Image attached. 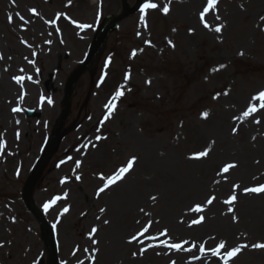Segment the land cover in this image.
<instances>
[{
	"label": "rangeland",
	"instance_id": "374dc122",
	"mask_svg": "<svg viewBox=\"0 0 264 264\" xmlns=\"http://www.w3.org/2000/svg\"><path fill=\"white\" fill-rule=\"evenodd\" d=\"M86 2L92 12L76 15L73 7ZM127 4L129 14L74 84L61 139L31 190L53 230L57 264H141L154 250L167 257L164 264L177 263L173 253L193 264H264V248L254 247L264 244V192L245 191L264 185V107L254 99L264 92V74L234 68L239 61L264 67V0H218L207 13L208 0ZM121 8V0H0V264H50L25 187L56 131L70 77ZM11 81L32 85L40 109L22 111L5 152L10 129L2 118L17 108L6 89ZM253 105L258 111L245 116ZM105 139L114 154L100 162L93 153ZM75 149L83 155L75 157ZM228 164L235 167L225 173ZM205 206L232 235L212 258L218 240L201 227ZM176 209L187 229L200 227L196 234L153 226L157 213Z\"/></svg>",
	"mask_w": 264,
	"mask_h": 264
},
{
	"label": "bare ground",
	"instance_id": "6f19581e",
	"mask_svg": "<svg viewBox=\"0 0 264 264\" xmlns=\"http://www.w3.org/2000/svg\"><path fill=\"white\" fill-rule=\"evenodd\" d=\"M93 3L92 2H86V3H82L79 6L73 7L74 9H77V14L79 16H86L87 14H90L92 12L93 9ZM62 20L64 21V23H66L67 25L70 23H74V19L73 16L71 15H67V14H63L61 15ZM110 21V20H109ZM81 28L78 27L77 31L75 29H73V32L76 34H80ZM95 61V60H94ZM94 61L91 63V65L89 67H91L94 63ZM23 76V75H22ZM17 77H21L19 75V73L17 74ZM6 89L9 91V94L11 96H14L16 102H17V108L11 110V112H7L6 114H4L3 118H2V123L3 126H5L6 129H10L8 131V133L6 134V136L3 138H5V142H6V149L5 152H7L8 150V145L12 144L13 142V130L16 127L20 128V117H21V113L22 111L26 110V109H32V110H39L40 106H38V103L36 104V102H34V96H33V92H34V88L32 85L28 84V83H24V84H15V82L11 81ZM20 132V131H19ZM2 136V135H0ZM210 136V135H209ZM204 138H206V133L204 135ZM112 142L108 141V140H103L101 142V144L96 147V149H98L95 153H93L94 157L102 162L104 160L110 159L113 153V149L111 147ZM221 153V152H220ZM83 155V150L82 149H75L74 150V156L75 157H79ZM221 155V154H220ZM139 173H137L138 175ZM127 178V177H126ZM138 177H136L137 179ZM130 177H128L124 183V189L123 191H125L126 195H129V191H130ZM124 193V192H123ZM250 204V203H249ZM125 204H121V206H124ZM251 205V204H250ZM206 207V215H207V219L204 225H202V228H210V232H211V236L214 237L212 238V240H214L216 238V240H218V244L216 245V247H219V245L221 243H224L226 245V243H228L229 241H231V237L232 236L230 233H224V231L219 227L218 225V221H221V217L220 216H212L209 217L210 215H208L207 211H208V206ZM189 209H187L185 212H188ZM164 214L162 215V213H157L156 215L159 217H155V219L157 218V221H155V223L153 224L156 225H163V227L165 228V230L170 231V233L173 232H181L179 229H184L183 231H189V233L196 234L194 231L191 230H198L200 227H194L193 229H187L186 228V220H182L180 222L179 218L180 217H176L177 213H180V211H178V209L174 210L173 212H171L172 215L168 214L167 212H163ZM186 218V213H184L183 215ZM159 219V220H158ZM177 220H179L180 224L178 222H176ZM193 225V224H192ZM217 227V228H216ZM221 230V231H220ZM219 232V233H218ZM223 232V233H221ZM218 233V234H217ZM190 235V237H191ZM233 240V238H232ZM233 242V241H232ZM67 242L64 241V245H66ZM164 254L161 253H157L154 251H150L146 254H142V263L141 264H164V261L166 260L167 257L163 256ZM214 255L211 254L210 257L212 258ZM172 257L174 260L177 261L176 264H193V262H191L190 260H188V263L185 262L186 256L184 254L182 255H178L176 253L172 254ZM194 264H201V261L196 262Z\"/></svg>",
	"mask_w": 264,
	"mask_h": 264
},
{
	"label": "water",
	"instance_id": "95a60500",
	"mask_svg": "<svg viewBox=\"0 0 264 264\" xmlns=\"http://www.w3.org/2000/svg\"><path fill=\"white\" fill-rule=\"evenodd\" d=\"M127 4H126V0H123V12L120 16L116 17L114 20H112L107 26L103 27L92 47V50L87 58V60L85 61V63L81 66V68L73 75V77L70 79L68 87H67V92H66V97H65V103H64V109L62 112V116H61V120L60 123L58 125V128L56 130V133L54 135V138L52 139L49 147L47 148L45 154L43 155L40 163L38 164V166L36 167L35 171L32 173L31 178L27 184L26 187V192H25V201L26 204L28 206V208L31 210V212L35 215V217L38 219L39 223H40V227H41V231L43 233V236L45 238L46 244L48 246V249L51 253V260H52V264L56 263V256H55V247H54V239H53V235L51 233V230L49 228V226L47 225V223L41 218V216L37 213V211L33 208L32 204H31V197H30V193H31V188L36 180V178L38 177L39 173L41 172L47 158L49 157V155L51 154V152L53 151L56 143L58 142L60 135H61V131L62 128L64 126V122L68 116V111H69V97L71 94V90L73 87V84L75 83V81L80 77V75L87 69L89 63L91 62V60L93 59V57L95 56L96 52L98 51V49L100 48V46L102 45L105 37L107 36V34L113 30L114 28L117 27L118 23L124 19L127 15Z\"/></svg>",
	"mask_w": 264,
	"mask_h": 264
},
{
	"label": "snow or ice",
	"instance_id": "6c2138e0",
	"mask_svg": "<svg viewBox=\"0 0 264 264\" xmlns=\"http://www.w3.org/2000/svg\"><path fill=\"white\" fill-rule=\"evenodd\" d=\"M217 2H218V0H208V5H207V8L204 10V13H207L208 10L213 9V8L215 7V5H216ZM156 7H157V5H156L155 3H146V4L144 5V9L156 8ZM144 9H142V11H143ZM32 11L34 12L35 10L33 9ZM163 11H164L165 13H167V12H168V8L165 7V8L163 9ZM201 18L203 19V14H202V17H201ZM9 19H10V22H11V17H10ZM20 19H23V17H20ZM79 26H80V27H86L85 25H79ZM205 26L207 27L208 25L206 24ZM215 30H216L217 32H219L221 29H220V27H217ZM20 79H22V78H20V77L17 78L18 82H19ZM122 94H123L122 92H117L116 95H117V96H120V95H122ZM254 99H257V100H260V101H261L259 107H264V92H261V93L259 94V96H258V97H255ZM49 102L51 103V101H49ZM256 111H258V108H257L256 105H253V106L249 109V111L245 113V116H248V115H250V114H252L253 112H256ZM207 115H208L207 113H204V116H205V117H207ZM207 155H208V152H207V151H204V152H201V153L197 154L196 158L204 157V156H207ZM134 160H135V158H133V160L130 161V162L127 164V166L121 168V169L119 170V173H118L116 176L112 177L111 180L109 181V183H114L116 180L122 178L123 175H124L125 173H127V172L132 168L133 163H134ZM233 167H235L234 164H228V165H226V166L223 168V172L226 173V172L229 171V169H231V168H233ZM237 187H238V186H237ZM100 191L102 192V191H104V189L101 188ZM245 191H246V192H249V191H250V192H264V185H260L259 187H255V188L245 189ZM152 199H155V197H152ZM214 199H215V197H212L211 199H209V200L207 201V203H208V204H211L212 201H213ZM235 200H236V197L233 195V196L227 201V203L231 204V203H233ZM195 210H196V211H201L202 208H201L200 205H197ZM229 210H230V211H234V209H229ZM65 211H67V209H65ZM202 220H203V217H200V219H198V220H193V223H194V224H198V223H201ZM144 231H147V228H146ZM141 235H143V233H141ZM133 239H136V237H133ZM171 247H174V248H176L177 250H180V249H181V245H178V244L171 245ZM254 247L264 248V244H261V245H254ZM224 248H225V244H224V243H221V244L219 245L218 248L213 249V255H219V254H220V250H221V249H224ZM239 252H240V249H239V248L233 249L232 252H229V253H228V256H229V258L235 257ZM134 255H135V254H134Z\"/></svg>",
	"mask_w": 264,
	"mask_h": 264
},
{
	"label": "trees",
	"instance_id": "16d2710c",
	"mask_svg": "<svg viewBox=\"0 0 264 264\" xmlns=\"http://www.w3.org/2000/svg\"><path fill=\"white\" fill-rule=\"evenodd\" d=\"M235 70L239 74L244 75H253L257 76L262 73V67L252 62H236L235 63Z\"/></svg>",
	"mask_w": 264,
	"mask_h": 264
}]
</instances>
